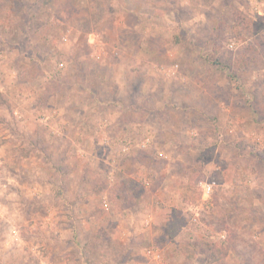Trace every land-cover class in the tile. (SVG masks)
Listing matches in <instances>:
<instances>
[{
  "label": "rangeland",
  "instance_id": "rangeland-1",
  "mask_svg": "<svg viewBox=\"0 0 264 264\" xmlns=\"http://www.w3.org/2000/svg\"><path fill=\"white\" fill-rule=\"evenodd\" d=\"M0 264H264V0H0Z\"/></svg>",
  "mask_w": 264,
  "mask_h": 264
},
{
  "label": "trees",
  "instance_id": "trees-1",
  "mask_svg": "<svg viewBox=\"0 0 264 264\" xmlns=\"http://www.w3.org/2000/svg\"><path fill=\"white\" fill-rule=\"evenodd\" d=\"M178 232H179V224L177 221L175 222L172 221L168 223L167 228H166V235L168 237L173 238V236H175ZM216 253H220L219 256H217ZM214 255L212 254L211 259H210L212 262L217 261V260L222 261L227 255V250L220 248V251L215 252Z\"/></svg>",
  "mask_w": 264,
  "mask_h": 264
},
{
  "label": "built area",
  "instance_id": "built-area-1",
  "mask_svg": "<svg viewBox=\"0 0 264 264\" xmlns=\"http://www.w3.org/2000/svg\"><path fill=\"white\" fill-rule=\"evenodd\" d=\"M203 189H204V190H203V193H204L205 195H208V194L210 193V191H211V186L208 184V185L204 186Z\"/></svg>",
  "mask_w": 264,
  "mask_h": 264
}]
</instances>
